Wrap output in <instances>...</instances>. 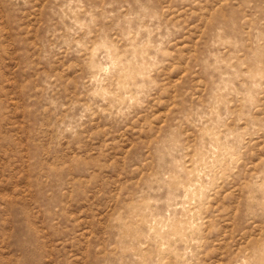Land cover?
Instances as JSON below:
<instances>
[{
    "label": "rangeland",
    "instance_id": "374dc122",
    "mask_svg": "<svg viewBox=\"0 0 264 264\" xmlns=\"http://www.w3.org/2000/svg\"><path fill=\"white\" fill-rule=\"evenodd\" d=\"M0 264H264V0H0Z\"/></svg>",
    "mask_w": 264,
    "mask_h": 264
}]
</instances>
